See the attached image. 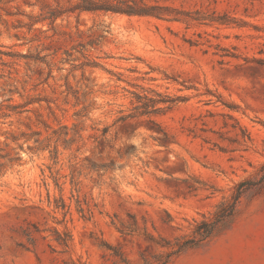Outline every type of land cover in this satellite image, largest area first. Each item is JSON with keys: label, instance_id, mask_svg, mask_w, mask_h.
<instances>
[{"label": "rangeland", "instance_id": "1", "mask_svg": "<svg viewBox=\"0 0 264 264\" xmlns=\"http://www.w3.org/2000/svg\"><path fill=\"white\" fill-rule=\"evenodd\" d=\"M145 1L0 0V264H264V0Z\"/></svg>", "mask_w": 264, "mask_h": 264}, {"label": "trees", "instance_id": "2", "mask_svg": "<svg viewBox=\"0 0 264 264\" xmlns=\"http://www.w3.org/2000/svg\"><path fill=\"white\" fill-rule=\"evenodd\" d=\"M73 10L80 12H104L113 13L119 15H126L128 17H150L160 20L170 21H191L197 20L194 18V13L180 11L170 6H161L158 4H151L145 0H79V2L73 7ZM61 13L52 11V16L56 17ZM201 15L200 13H196ZM172 102V101H170ZM146 107L149 106V102L144 104ZM162 112V109H156L153 113ZM264 171V165L262 167ZM261 180H245L238 184L234 194L232 195L231 201L223 202L217 212L214 214L213 220L203 221L198 223L195 227L193 239L179 242L172 248L173 250L168 253L167 256L179 254L184 250L196 246L208 238H210L215 231L225 221L232 218L236 211V206L240 202L243 195L248 191L257 188L260 185ZM61 240V238L59 237ZM163 247V246H162ZM176 247V248H175ZM163 264L165 262H162Z\"/></svg>", "mask_w": 264, "mask_h": 264}]
</instances>
